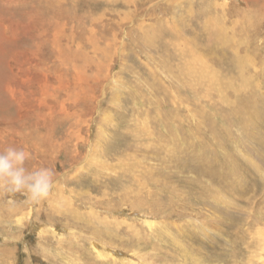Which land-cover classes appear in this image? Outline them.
Returning <instances> with one entry per match:
<instances>
[{
  "label": "rangeland",
  "instance_id": "rangeland-1",
  "mask_svg": "<svg viewBox=\"0 0 264 264\" xmlns=\"http://www.w3.org/2000/svg\"><path fill=\"white\" fill-rule=\"evenodd\" d=\"M0 264H264V0H0Z\"/></svg>",
  "mask_w": 264,
  "mask_h": 264
},
{
  "label": "clouds",
  "instance_id": "clouds-1",
  "mask_svg": "<svg viewBox=\"0 0 264 264\" xmlns=\"http://www.w3.org/2000/svg\"><path fill=\"white\" fill-rule=\"evenodd\" d=\"M29 153L23 148L9 146L0 151V188L8 192H23L28 199L39 202L46 198L53 183L50 169L25 167Z\"/></svg>",
  "mask_w": 264,
  "mask_h": 264
}]
</instances>
